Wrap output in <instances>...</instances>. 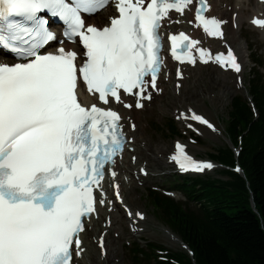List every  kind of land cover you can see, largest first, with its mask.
I'll use <instances>...</instances> for the list:
<instances>
[{"label":"snow or ice","instance_id":"1","mask_svg":"<svg viewBox=\"0 0 264 264\" xmlns=\"http://www.w3.org/2000/svg\"><path fill=\"white\" fill-rule=\"evenodd\" d=\"M110 3L0 0V52L12 53L16 61L0 62V264H80L86 252L81 233L91 227L86 221L99 217L98 205L113 210L102 184L106 175L114 198L124 203L116 183L117 158L123 159L126 145L132 150L138 129L135 121L121 123L124 117L113 105L144 109L145 101L163 92L158 83L164 65L161 26L165 18L179 23L170 11L183 15L193 0H115L118 15L110 23L86 24L82 14ZM210 6L197 0L195 25L209 37L223 38L226 21L206 16ZM57 20L64 25L63 40L50 28ZM251 23L264 28V19ZM167 40L172 59L180 64L195 65V49L203 64L242 71L231 47L213 55L184 32ZM65 41L82 45L83 51ZM53 42L60 47L53 48ZM175 75L182 79V70ZM81 82L92 97L88 103L79 99ZM176 118L216 130L191 108ZM187 127L199 131L192 123ZM171 159L183 171L214 167L194 161L179 142ZM128 215L145 219L140 211L129 209ZM94 239L106 257L105 235Z\"/></svg>","mask_w":264,"mask_h":264},{"label":"trees","instance_id":"2","mask_svg":"<svg viewBox=\"0 0 264 264\" xmlns=\"http://www.w3.org/2000/svg\"><path fill=\"white\" fill-rule=\"evenodd\" d=\"M252 93L260 113L258 120L253 119L247 104L240 99L233 101L230 115L234 118L231 133L247 134L243 165L257 213L251 212L246 202L227 212V206L220 202H226V194L210 193V208L205 211L207 218L196 221L192 217L185 218L170 202L157 200L158 205L166 209L164 216L169 222L177 224L181 219L184 236L193 245L199 264H264V87L254 85ZM220 157L230 163L224 154ZM235 186L245 191L243 185Z\"/></svg>","mask_w":264,"mask_h":264},{"label":"rangeland","instance_id":"3","mask_svg":"<svg viewBox=\"0 0 264 264\" xmlns=\"http://www.w3.org/2000/svg\"><path fill=\"white\" fill-rule=\"evenodd\" d=\"M245 35L247 36V38L249 39L250 43L248 42V44L250 45V51L247 52V55L253 51V49L256 51H259V50H263L262 49V46H261V43L259 41H257V38L253 35V34H250L249 32H245ZM238 42H241L243 44H245L244 40L243 39H240L239 38V41ZM258 55V54H257ZM261 61L263 59V56L261 55ZM197 96L199 95V93H196ZM232 95H224L220 98V103L222 104L223 107H226V110L229 106V103H230V99H231ZM201 98V96H199L197 98V100H199ZM161 105H165L164 108L160 109V106ZM176 105H172L170 103H168L167 101V98H163L162 100H160L157 105H156V109L153 113V116H152V124H154L155 126H161L162 124H165L166 122L169 121L170 119V112H171V109L173 107H175ZM146 134V132H144ZM144 137H146L149 141V144L154 147V148H157L159 151H162L163 152L165 150H168L170 144H171V140H167L166 138L163 137V135L160 133V132H154V135L152 137H149L148 133L146 135H143ZM207 142L211 145L209 146H203L201 149H200V153H202V156L205 157V152L207 153H210L211 150L214 149V145H219L220 143L217 141V140H212L211 138H209L207 140ZM156 152V150H155ZM154 152V153H155ZM121 264H130V261H129V258H128V255L127 253H122L121 255Z\"/></svg>","mask_w":264,"mask_h":264},{"label":"bare ground","instance_id":"4","mask_svg":"<svg viewBox=\"0 0 264 264\" xmlns=\"http://www.w3.org/2000/svg\"><path fill=\"white\" fill-rule=\"evenodd\" d=\"M232 44L236 47V49L238 50V52L241 54V56L244 59L245 58V53H246L245 46L243 44H241V43H232ZM186 82L187 81H185V83H184L185 86H186ZM220 88H221L220 91H222V86H220ZM180 95H181V100H184L186 98V93L185 92H182ZM166 97H167V99L169 100L170 103H172V100H174L172 98V96H171L170 93H167L166 94ZM160 107L161 108H164L165 106L164 105H161ZM136 138H137V141H139V143L136 141ZM142 141H143V139L141 138V136H139L138 134H136L135 135V144H134L136 146L134 148V152L132 153L133 155H136L137 156L136 166H138L142 161H147V162L150 163V171L151 172H155V171H153V169L151 168V166L152 165H158L160 163V160L157 159V157H156L157 153H159L160 151L157 148L152 147L147 141L142 146V144H140ZM155 150H156V153L154 155L153 152H155ZM125 167H128L131 173L135 169V167H132L129 162L128 163H124V168ZM130 198L131 197H130L129 193H126V201L127 202H129ZM112 217H113V221H114L113 229L119 228L118 227V224H117L118 215L113 214ZM98 229H99V225L96 222V223H94L93 232L92 233H96L98 231ZM92 233H89V235L92 234ZM84 242H85V247H87V250L85 252V255L87 257L85 258L84 261H81L80 264H105V262H103V263L100 262L99 263L98 259H96V258L93 257V255H92V253H93V247L89 243V241H88L87 238H84ZM107 262H108V264H110L109 261H107Z\"/></svg>","mask_w":264,"mask_h":264}]
</instances>
